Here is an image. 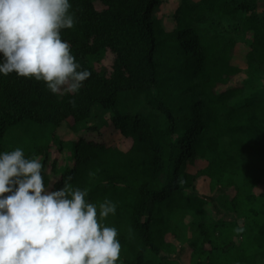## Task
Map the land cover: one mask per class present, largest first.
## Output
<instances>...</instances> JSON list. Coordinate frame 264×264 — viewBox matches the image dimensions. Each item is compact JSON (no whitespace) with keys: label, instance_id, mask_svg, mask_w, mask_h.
<instances>
[{"label":"trees","instance_id":"trees-1","mask_svg":"<svg viewBox=\"0 0 264 264\" xmlns=\"http://www.w3.org/2000/svg\"><path fill=\"white\" fill-rule=\"evenodd\" d=\"M178 2L167 31L156 28L166 0H70L77 23L61 36L91 76L78 94L54 95L0 73V153L39 157L51 184L50 152L69 149L74 165L52 189L71 176L89 202L116 204L104 223L118 230L117 264H181L185 244L190 264H264V0ZM69 120L100 135L111 121L131 147L64 145Z\"/></svg>","mask_w":264,"mask_h":264},{"label":"clouds","instance_id":"clouds-1","mask_svg":"<svg viewBox=\"0 0 264 264\" xmlns=\"http://www.w3.org/2000/svg\"><path fill=\"white\" fill-rule=\"evenodd\" d=\"M76 23L70 0H0V73L42 81L54 95L78 94L91 72L61 36ZM44 172L20 147L0 153V264H117L118 230L104 223L116 204L89 202L71 176L53 190Z\"/></svg>","mask_w":264,"mask_h":264},{"label":"rangeland","instance_id":"rangeland-1","mask_svg":"<svg viewBox=\"0 0 264 264\" xmlns=\"http://www.w3.org/2000/svg\"><path fill=\"white\" fill-rule=\"evenodd\" d=\"M201 0H193L195 3H199ZM179 6L178 0H166V3L162 6V8L157 13L158 19L161 21L159 24L157 23L156 28L164 27L167 31L172 30L175 27L174 21V14ZM100 10L103 9L102 6L98 5ZM215 19L209 18V22L206 25L208 28H212V23H214ZM156 23V22H155ZM225 28H228V23L223 24ZM248 49L246 47L239 46L236 50V64L243 69L246 66V55ZM114 62V55L110 52H107L104 61L100 64V68L104 69L107 73L112 71V65ZM244 82V78L239 77L234 84L240 85ZM110 124L109 126L105 127L101 132L100 135L98 132L95 131H87L83 129L80 131H76L74 129V122L69 120L59 131V136L62 137L64 140V145L68 144L70 141H75L76 139L80 138L81 136L85 137L89 141H93L100 144H106L108 146L119 147L125 151L129 150L132 144L131 139H127L123 137V135L117 131L114 126L112 125L111 121H108ZM84 128V127H83ZM74 143H71L67 148H70L73 151ZM74 162L71 158V152L69 149H65L63 151L60 150L58 143H55L52 151L50 152V159L48 160V167L47 173L51 175V185L52 188L54 184L60 179V175L64 172L65 168L73 167ZM54 166H56V171H54ZM203 166L202 164L200 165ZM200 192L209 191V183H203L200 181L199 185ZM258 193L264 192V185H261L257 189ZM189 239V241H191ZM168 241L174 242L171 237H168ZM188 244L183 246L175 245V248L178 251V255L175 257L181 264H190L191 260V251L187 248ZM185 249V252H181L180 250ZM180 251V252H179Z\"/></svg>","mask_w":264,"mask_h":264}]
</instances>
